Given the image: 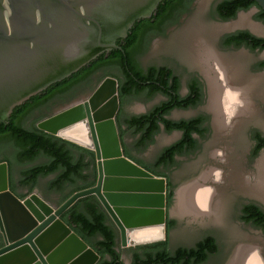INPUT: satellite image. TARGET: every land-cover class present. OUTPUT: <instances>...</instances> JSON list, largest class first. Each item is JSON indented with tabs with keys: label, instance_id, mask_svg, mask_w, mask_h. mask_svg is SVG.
<instances>
[{
	"label": "water",
	"instance_id": "95a60500",
	"mask_svg": "<svg viewBox=\"0 0 264 264\" xmlns=\"http://www.w3.org/2000/svg\"><path fill=\"white\" fill-rule=\"evenodd\" d=\"M162 1L0 0V124L16 107L100 55L124 54L117 41L136 22L151 18ZM252 1L264 11V0ZM105 94L111 97L109 108L100 107ZM118 108V81L106 77L88 99L37 123L40 131L95 157L94 186L56 208L38 193L16 197L8 187L7 164L0 163V264H96L98 254L61 220L89 195L116 226L121 248L165 239L166 180L124 156L115 122ZM30 199L42 205V212Z\"/></svg>",
	"mask_w": 264,
	"mask_h": 264
},
{
	"label": "trees",
	"instance_id": "16d2710c",
	"mask_svg": "<svg viewBox=\"0 0 264 264\" xmlns=\"http://www.w3.org/2000/svg\"><path fill=\"white\" fill-rule=\"evenodd\" d=\"M192 2L193 0H163L151 18L136 22L128 36L117 41L125 55L119 50L100 55L68 78L51 85L16 107L9 120L0 124V161L5 162L9 168V189L16 197L24 199L42 180H46L43 185L44 192L48 195L54 194L60 206L74 193L94 186L96 181L92 151L40 131L36 127L40 119L30 128L24 126L25 119L32 116L35 109L68 102L75 96L78 86L93 89V80L99 74V82L106 77L118 80V98L121 101L130 97L149 99L156 93L166 95V76L170 77L171 91L177 95L179 80L169 69L151 66L144 70L137 58L146 51L155 35L164 34L167 27L177 24L180 16L189 11ZM252 7L258 10L254 19L264 23V11L252 0H223L215 7L214 14L220 20L228 21L234 19L238 11H247ZM224 44L244 45L251 50L264 49V39L256 38L245 31L226 37ZM260 66L264 67V61ZM188 91L187 98L181 99L178 95L174 97L171 94L168 106L164 102L143 115L126 117L120 110L116 116L124 156L156 177L166 176L165 172L159 173L156 169L167 170L175 165V156L195 150L196 140L192 134L203 135L204 130L200 129L203 117L176 122L166 119L170 109L186 108L198 103L200 89L196 82L188 85ZM160 126L168 133L181 132L182 137L171 146L165 147L156 158L154 169H149L131 158L128 144L122 140L126 136L130 137V146L137 152L144 151L159 133ZM257 139L264 147V141L258 136ZM87 155L91 157L89 162L85 160ZM38 158H43L44 161L34 164ZM12 178L26 190V194L15 192ZM167 200L171 201V193L167 195ZM243 214V220L264 230V214L260 210L247 206ZM107 219L106 212L93 195L78 199L61 215V220L98 254V264H122L115 249V232L107 225ZM155 247L160 249L154 250ZM150 248L157 252V256L148 255L153 263L140 261L138 264H199L207 257L205 251L214 252L216 245L214 239L209 237L198 243L194 249H179L173 256H169L166 251V242L152 244ZM198 251L200 253L197 255ZM104 257H108L109 261H105Z\"/></svg>",
	"mask_w": 264,
	"mask_h": 264
},
{
	"label": "rangeland",
	"instance_id": "374dc122",
	"mask_svg": "<svg viewBox=\"0 0 264 264\" xmlns=\"http://www.w3.org/2000/svg\"><path fill=\"white\" fill-rule=\"evenodd\" d=\"M217 1L218 0H196L195 5L189 12L190 14H188L187 17H184L177 27L169 29L165 35L159 38H153L149 49L139 56V63L142 66L147 67L150 65H165L171 67L183 82L188 79L191 74L196 73L198 69H201H197L194 64L195 55L200 66L203 67L202 73L205 74L206 77V96L202 108L200 107V109H198L199 111L174 110L170 115L171 119L190 118L195 115L196 112L212 110L209 106L211 101L209 78L213 76L212 67L214 66L213 61L215 59L219 61L221 60L227 65L226 67L228 74L230 73L228 82H230L229 80L233 81L236 78L235 82H232V84L235 87V91L240 90L243 100L245 99L248 100V102L250 101L251 105L254 103L258 104V102H254L256 99L254 100L253 98H258L259 95H252V93H254L253 84L256 82L260 85H264V71L260 72V74H257L259 75L258 78H254L256 75L251 74V72L253 73L252 67L255 61L259 60L258 55L247 50L228 52L221 49V47L218 45V39L221 36L219 31H221L220 27L222 22L217 20L212 12L213 6ZM254 16L255 15L252 13L250 14L249 12H242L239 14L235 24L239 22V24L236 25H239L240 27L243 26L240 30H246L247 27L250 26L249 24H252L251 22L255 21ZM258 30H260V33L264 35V27H262V30ZM206 53L209 55L208 58H210L206 62L207 65L202 62L207 57ZM223 60H227L230 63L231 61L234 62V65H238V70H235L233 67L229 66L230 63L227 64ZM112 73L117 74L115 71H112ZM99 77L100 74L94 78L96 83L99 82ZM85 90L86 89H81L79 92H83ZM221 90L225 92V90L222 88ZM222 97L225 96L222 95L221 92L220 96H218L220 102L218 107H222L217 111L212 110L215 114V119H217L216 123L218 126L215 127L218 128L216 130L217 137L212 143L209 145L206 144L204 146V151L198 157L193 155L186 158L179 157L176 159L175 165L167 169L170 179L174 183L176 191H178L183 186H188L197 182L200 175L205 171L217 172L219 177H208L209 179L205 178L203 179L205 181H199L196 183L198 187L208 191L207 193L203 192L206 194L205 211L201 216H193L188 214L180 215L191 217L189 219L190 227L187 229V231L180 232L179 235L174 236L172 238V242L176 245L190 244L193 243L195 239L200 238L203 234L211 233L217 237L220 247V255L215 260H213L212 263L210 262L211 264H221L223 260L230 256L232 253L230 251H236L238 248V251H240V256L244 250L252 248L257 252L258 259L261 264H263L264 237L256 234L257 232H255L254 229L249 230L250 227L248 228L247 226H244L240 223L238 220L237 205L240 200L243 199L242 194L245 193L243 189L246 187L251 190H253L252 188L255 187L260 191L264 189V173L263 179H259L258 168H256L264 156L259 160V162L250 159L248 155L250 143L247 138V121H245V118L242 119L243 116L235 121V126L238 125L237 129L233 130L232 127L228 130L223 126L225 117H227L225 118V122H228L229 115L227 116L225 114H231L232 112L234 113L236 110H232L233 108H231L230 105L227 107L226 103H224L225 100L221 102ZM159 101L161 100L158 97L147 100L145 98L130 97L124 100L121 113L123 116L141 115L148 112L149 109L158 104ZM56 104L59 105L60 103ZM240 110L244 109L240 108ZM44 116H46V111L34 113L31 118L32 123L43 118ZM221 117L223 122H220ZM232 118H234V114L232 115L231 119ZM29 126V123H27L26 128H29ZM178 138V132L168 133L165 131H160L154 137L153 142L144 151L137 152L130 146L132 139L128 137L127 144L129 147V154L142 165L149 169H154L153 164L161 151L167 145L176 141ZM237 138H239L238 141ZM220 152L223 154V159L217 156V154ZM156 171L159 173H166V169H156ZM232 171L234 173L233 176H235L234 178L231 175ZM262 171H264V168ZM231 178L232 180L236 179L240 183L239 186L241 185L242 187H246L242 189L240 186L241 189H239L237 186H232V184H230ZM242 178L244 182H246L245 185H242ZM45 182L46 180H42L31 193H38L52 207L56 208L58 207V198L54 194L48 195L44 192L43 185ZM17 192L19 194H26V190L23 188H17ZM212 204L213 207H216V213L219 212L218 219H210L206 217V215L210 216L208 213H215ZM218 207L220 208V211H218ZM1 242L2 240L0 238V244ZM118 249L123 255V261L128 263V254L131 252L132 247L120 248L119 246ZM258 250L262 253L261 256H259Z\"/></svg>",
	"mask_w": 264,
	"mask_h": 264
},
{
	"label": "flooded vegetation",
	"instance_id": "af4514ba",
	"mask_svg": "<svg viewBox=\"0 0 264 264\" xmlns=\"http://www.w3.org/2000/svg\"><path fill=\"white\" fill-rule=\"evenodd\" d=\"M221 1H223V0H218L214 4L213 10H212L213 14L215 12L214 11L215 10V7ZM195 2H196V0H193V2L190 5L189 11L187 13L182 14L180 16L177 24L172 25L170 27H167L165 29V31H164V34L155 35L153 38L154 39L155 38H159V37L165 35L168 32L169 29H173V28L177 27L180 24L181 20L184 17H187L188 14H190L189 12L193 8V6L195 5ZM242 12H249L250 14L252 13V14L256 15L257 12H258V10H257V8L252 7V8H250L247 11H238V13L236 14L235 18L234 19H231V20H228V21H222V20H220L217 17V15L214 14L215 17L217 18V20H219L220 22H222V25L220 27V30L221 31H219V33L221 34V36L218 39V45L224 51L232 52V51H238V50H245V51L247 50V51H249V52H251L253 54L258 55L259 60H256L255 61L254 65L252 67L253 73L251 72V74L256 75V76H254V78H258L259 75H257V74H260V72H263L264 71V67L262 68L260 66V64L264 61V49H262V50H260V49H252L251 50V49H249L248 47H246L244 45L235 46L233 44H230V45H225L224 44V40H225L226 37L231 36V35H234V34H236L238 32H243V31L248 32L250 35H252V36H254L256 38L264 39V35L262 33H256L254 31L252 33L251 32L252 30L249 27H247L246 30H240L243 26H241V27L239 25L234 26L235 25V22H237V19L239 17V14L242 13ZM251 23L252 24H249L250 26H255V28H258V29H261V30H262V27H264V23L261 22V21H259V20H257V19H255V21H252ZM231 24H233V25H231ZM236 24H239V23H236ZM227 26H228V28H227ZM153 38L150 40L146 51L149 49L150 43L152 42ZM137 61L139 63V57L137 58ZM223 61L226 62L227 64L230 63L227 60H223ZM194 64L197 67V69L198 68H201V69H198L196 73L191 74L188 77V79H186L184 82L174 72V70L171 67H168V66H165V65H150V66L144 67V66H142L140 64L141 68L144 69V70H146L148 67H151V66L159 67V68L160 67H166L167 69H169L172 72V74L175 77H177L178 80H179V88H178V91H177V95L181 99H184V98H187L188 97V95H189L188 85L189 84L196 82V85L200 89V100L198 101V103L195 106H189V107H186V108H177V107H175V108L170 109L169 113L166 115V119L171 120V121H175V122L176 121H188V120L195 119V118H199V117H203L204 118V120L200 124V129H203L204 130L203 135L192 134L193 139L196 140V148H195V150L192 151V152H189V153L184 152V154L175 156L174 157V161H176V159L179 158V157L180 158H186V157H191L192 155L198 157L204 151V146L206 144L209 145L210 143H212L213 140L217 137L216 130L218 128H215V127L218 126V125L215 122V116H214L215 114L213 113L212 110H205L203 112H196L195 115H193L190 118H183V119H171L170 118V115H171V113L174 110H198V109H200V107L202 108V106H203V103L205 101V96H206V92H205L206 77H205V74L202 73L203 67L200 66V64H199V62H198V60L196 58V55H195V62H194ZM234 64L235 63L231 61V63L229 64V66L233 67L235 70H238V65L236 66ZM235 80H236V78H235ZM235 80H233L232 82L234 83ZM102 81L96 83V81L93 80V84H92L93 89H90V88H82V87L78 86V87H76L77 90L75 92V96L72 99H70L68 102H66V103H60L59 105L58 104H51L49 107H41V108L35 109L36 111H34L33 114L34 113L41 112V111H46V116H44L43 118H41L39 120V122L42 121V120H44V119H46V118H49V117L55 115L56 113L60 112L61 110H63L66 107H69V106H71V105H73L75 103H78V102H82L85 99H88V97L92 94V92L97 88V86ZM232 82L230 83L231 84V87L235 88L234 85L232 84ZM118 85H119V83H118ZM253 87H254V91H253L254 93H252V95L253 96L255 94L256 95L257 94L259 95L258 98H253L254 100L256 99V101H254V102H258V104L257 103H254V104L251 105L250 104V101L248 102V100H244V102H245V103H243V105L245 106L244 107V110H240V111H237L236 110V112H234V113L232 112L231 114H228L227 113L225 115H227V116L229 115L228 116V122H225L226 121L225 118H227V117L224 118V122L225 123L223 122L222 117H221L220 122H223V126L226 127V129L229 130L230 128L233 127L232 129L234 130V129H237V127H238V125L235 126L236 125L235 121L237 119H240L242 116H243L242 119H244V118L246 119L245 120V121H247L246 122L247 123L246 128L248 129L247 130V132H248L247 133V138H248L249 143H250L248 155H249L250 159H253L254 161L259 162V160L264 156V147L261 146L262 142L259 141V139H257V136H258L261 140L264 141V85H262V84L260 85L259 83H256L255 82L253 84ZM81 89H86V90L83 91V92H79ZM171 94L174 95V97L177 96L170 89V77L169 76H166V95H164L163 93H156L151 98H149V99H152V98L158 97L161 100V101L158 102V104H156L153 107H151L149 109V111L152 110V109H154L156 106H159L160 104H162L164 102H166V105L168 106L169 103H170V96H171ZM240 95H242L241 92H240ZM145 99L147 100V98H145ZM118 100H119V108H118L117 115H118L119 111L122 110V105H123V102H124V101H121L119 98H118ZM250 105H251V107H250ZM49 110H51V111H49ZM53 110H57V111H53ZM233 114H234V118L231 119V117H232ZM141 115H143V114H141ZM32 116H29L28 118L25 119V121H24V126L25 127H26V124L27 123H29V125H30L29 128L33 125L32 119H31ZM132 116H134V115H132ZM126 117H129V116H126ZM246 123H243V124H246ZM116 127H117V125H116ZM160 131H164V129L163 128L162 129L160 128ZM173 132H178V131H173ZM173 132H170V133H173ZM117 133H118V138H119V141H120L118 128H117ZM178 133H179V138L176 141L172 142L171 144L167 145L166 147L171 146L172 144H174L175 142H177L178 140L181 139L182 133L181 132H178ZM127 139H128L127 136L125 138H123V140H122L123 143L127 144ZM238 139L239 138H237V141H238ZM237 141H236V143H237ZM120 145H121V142H120ZM217 156L219 158L221 157V159H223L222 158V156H223L222 152L218 153ZM131 158L134 159L132 156H131ZM90 159H91V157L89 155L85 156V160L87 162H89ZM43 161H44L43 158H38L34 162V164H39V163H42ZM94 161H95V157H94ZM0 163H5V162H1L0 161ZM91 166L92 165H90V167ZM256 168H258V167H256ZM258 173H259V170H258ZM263 173H264V171H263ZM165 174H166V176L165 177H162V178H165V180H166L165 239L163 241H159V242H155V243L144 244V245H139V246L132 247L131 252L128 254L129 262L126 263V262L123 261V255L119 252V249H118L119 246H120V237H119V234H118V230H117L116 226L114 225V223L108 217V219H107V225L111 226L113 228L114 232H115V236H116L115 237V249L119 253V256H120L119 261L122 264H138L140 261H144V262H147V263H149V262L150 263H153V261L151 259H149V256L148 255L157 256V252H155L154 250H157V249H160V248L155 247V249L153 250V249L150 248V245H152V244H158V243H161V242H166V251L168 252L169 256H173L177 250H179V249H186V250L194 249L198 243H200V242L204 241L206 238H209L210 237V238H213L214 239V242H215V245H216V249L212 253H210V252H208L206 250L205 252L207 253V257H206L205 261H203V262H201L199 264H211L212 261L215 260L220 255V247H219V244H218L217 237L214 234H211V233L203 234L200 238L195 239L194 242L193 243H190V244H185V245H176V244H173L172 238L174 236L179 235L180 232L187 231V229L190 227L189 219L191 217H189V216H178V215H176V214L173 213V208L175 207L176 188L174 187V183L170 179V175L168 174L167 170H166V173ZM233 174L234 173L232 171V174L231 175H233ZM7 175H8V187L10 188V181H11V179H10V171H9L8 166H7ZM201 175H200V177H201ZM214 175H215V177L219 178L217 172H214L213 175H211V177H213ZM200 177H199V180L197 182L193 183V184H196L199 181H205V180L201 179ZM211 177H209V178H211ZM234 177L235 176H233V178ZM13 178H14V176H13ZM13 178H12V181L14 183V190H15L16 193H18L17 192V188H22V187L17 182H14V179ZM209 178H207V179H209ZM245 183L246 182H244V180L242 178V185H245ZM193 184H190V185H193ZM230 184H232V186H234V187L237 186L239 189H241V187H242L241 185H240L241 187L239 186L240 183L236 179L235 180H232V178H231V183ZM190 185H188V186H190ZM184 187H187V186H183L182 188H184ZM245 187L246 186H243L242 189L245 188ZM246 188L243 189V191L245 192L244 194H242V198L243 199H241L240 202L237 205V209H238V220L240 221V223L242 225L247 226L248 228L250 227L249 230L254 229L255 232H257L256 234H259V236L264 237V230L262 228L255 226L250 221L243 220V215H244L243 214V210L247 206H254L258 210H260V212H262L264 214V189L260 191V190H257L256 187L255 188H252L253 190L248 189V188L246 189ZM169 193H171V201L170 202L167 200V195ZM212 207H213V204H212ZM213 209H214V212L215 213L208 214L210 216H207L206 215V217L207 218H210V219L211 218L212 219L213 218L214 219H216V218L218 219L219 218V216H218L219 215V212L216 213V211H217L216 210V207H213ZM218 211H220V208H219ZM191 223H193V222H191ZM0 238L2 240V242L0 244V248H1L3 246V238L1 236V234H0ZM120 248H121V246H120ZM238 250H236V251H238ZM234 251H230L232 253L230 254V252H229L230 256L227 257L228 259L226 258L225 260H223V262L221 264H228L229 261H230L229 259L232 257ZM258 252H259V256H261L262 253L259 250H258ZM199 253H200V251H198L196 254L198 255ZM135 256H137V259H135ZM155 259H157V258H155ZM99 260H98V262H99ZM104 260L105 261H109V258L108 257H104ZM98 262L96 264H98Z\"/></svg>",
	"mask_w": 264,
	"mask_h": 264
},
{
	"label": "bare ground",
	"instance_id": "6f19581e",
	"mask_svg": "<svg viewBox=\"0 0 264 264\" xmlns=\"http://www.w3.org/2000/svg\"><path fill=\"white\" fill-rule=\"evenodd\" d=\"M249 28L256 33H260V30H258V28H255V26H249ZM208 57L209 55L207 54L206 59L202 61L206 65H207L206 63L207 60L210 59ZM213 64L215 66L214 67L212 65L213 66L212 67L213 76L209 78L211 109L213 111H217L218 109L222 107V106L218 107L220 105L218 96H220L221 92H222V95L225 96L221 98V102L225 100L224 103H226L227 107L228 105H230L231 108H233L232 110H240V108L244 109L245 106L243 105V103H245L244 102L245 99L243 100V97H241L240 91H237V90L235 91V89L231 87L230 83L232 81L229 80L230 82H228L229 74L227 71L226 64H224L221 60L219 61L217 59L213 61ZM221 88L225 90V92L222 91ZM104 93L105 92H103V94ZM105 97L106 98L104 99L103 103L100 104V107L106 105V108H109L107 104H109L111 97L106 94H105ZM215 122H217V119H215ZM263 168H264V157L260 160L258 164L259 179H263V171H262ZM213 173L214 171L204 172L202 173L201 178L205 179V178L211 177ZM203 192L207 193L208 191L206 189H202L198 187V185L196 184L181 188L176 193L177 201H176V206L173 208V213L178 216L184 215V214L193 215V216L203 215L205 211V206H206L205 205L206 204L205 203L206 194ZM30 204H31V207L34 208L35 211L42 212V209H43L42 205L38 201L30 199ZM239 256H240V251H235L228 264H261V262L258 259L257 252L253 250L252 248H248L244 250L241 256L240 257Z\"/></svg>",
	"mask_w": 264,
	"mask_h": 264
}]
</instances>
